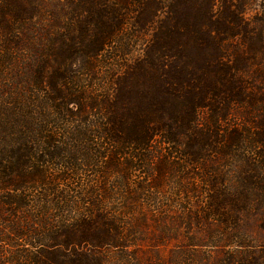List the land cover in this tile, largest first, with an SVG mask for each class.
<instances>
[{
  "label": "trees",
  "instance_id": "obj_1",
  "mask_svg": "<svg viewBox=\"0 0 264 264\" xmlns=\"http://www.w3.org/2000/svg\"><path fill=\"white\" fill-rule=\"evenodd\" d=\"M250 215L264 233V0H0V264L178 237L147 264H264Z\"/></svg>",
  "mask_w": 264,
  "mask_h": 264
},
{
  "label": "rangeland",
  "instance_id": "obj_2",
  "mask_svg": "<svg viewBox=\"0 0 264 264\" xmlns=\"http://www.w3.org/2000/svg\"><path fill=\"white\" fill-rule=\"evenodd\" d=\"M44 38L45 36H43V39ZM117 46H118L117 52L124 54L123 52L125 51H121L122 48L120 47L119 43H117ZM133 47L134 48H131V50H129L131 51V53L128 56H135L139 54V52L141 51L140 44L136 45L135 43ZM238 121L239 119L235 120V122H238ZM176 207L177 206H174L173 209L175 210ZM149 222H151V220H149ZM257 223L258 221L255 219L254 216L250 215L248 217L247 224L244 226L246 233L250 235L249 237L250 240L246 242L247 246L258 247L264 240V233L260 232V230L256 227ZM155 231H157V229H155ZM197 234H198L199 239H206L207 237V233L205 231H201L200 233H197ZM133 243L134 244L130 246L129 248L131 252H127L126 256L122 258L111 256V259L108 260V264H147L149 258L151 259L159 258V259L166 260L167 257H170L171 254H173L172 252L173 250H176V249L187 250L188 249L187 241L185 240V238H183L180 241V237H178L177 239L169 240L167 243H164V244H157L156 246L151 245L149 241H143V240H137V239ZM2 246H5L3 248H6V245L0 242V247ZM134 248L138 249V251H136V254H134L133 256L132 249ZM203 248L204 249L202 250L205 252V254L207 253L209 262H213V261H216L217 259L224 257V254H223L224 247L221 245H219L218 247H215V246L214 247L212 246L204 247L203 246ZM2 253H5L4 255H8L7 254L8 252L6 251L2 252V250L0 249V254ZM166 263L168 264V262Z\"/></svg>",
  "mask_w": 264,
  "mask_h": 264
}]
</instances>
